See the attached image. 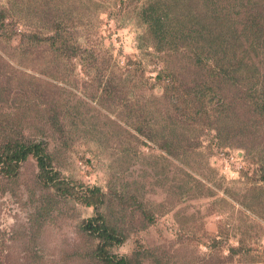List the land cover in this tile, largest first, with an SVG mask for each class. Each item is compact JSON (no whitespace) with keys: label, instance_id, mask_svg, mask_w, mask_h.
<instances>
[{"label":"rangeland","instance_id":"374dc122","mask_svg":"<svg viewBox=\"0 0 264 264\" xmlns=\"http://www.w3.org/2000/svg\"><path fill=\"white\" fill-rule=\"evenodd\" d=\"M173 2L0 0V264H264V119L193 118L205 42L143 14L240 30L264 0Z\"/></svg>","mask_w":264,"mask_h":264},{"label":"trees","instance_id":"16d2710c","mask_svg":"<svg viewBox=\"0 0 264 264\" xmlns=\"http://www.w3.org/2000/svg\"><path fill=\"white\" fill-rule=\"evenodd\" d=\"M173 1V4L176 5L177 0ZM208 2L209 0H205L204 2L206 7L208 6ZM248 6L250 12H248L246 17L247 20L245 22L247 24H245V26L243 24V27L240 30L235 26L236 22H238V20L240 21V19H233L232 24L226 29L218 31V27L214 25L218 24L221 18V14H219L217 7L211 10V14L214 16V21H217L216 23H212L211 21L208 23V19H205L206 13L203 14V16H201V14H185L184 10L187 7L182 9L183 12L181 11L178 13L174 10L172 12L171 9H169L168 12H159L157 6H148L143 13L146 14V19L147 16H149V19L158 30H161L166 18L170 17L172 25L171 31H173V28L175 27L179 31L186 33L184 35L185 37L190 35L187 32L191 26L194 25L195 27L192 28V30L195 29L196 32L194 39H196V41H201V39H203V42H205V44L199 46L201 53H199L196 58L198 60L197 63H199L201 67H206L210 77L207 79L209 82L207 80L203 81L204 86L201 88L206 90H201V94L196 97L195 101L199 107L196 108L192 114L195 115L193 118H202L203 115L208 116L209 121L206 122V124L210 126L212 125V120L214 118L218 120L229 118L232 122L234 119L240 121L241 118L246 117L248 119V124L244 126L245 129H248L253 126L255 121L250 122L253 119L247 115V112L254 115L255 120L259 119L261 121L264 119V74L260 71L259 67L255 66V64L250 65L251 61L246 59L249 50L258 52L264 48V18L263 15H260V9L257 5L249 4ZM170 14L171 16H168ZM209 15H207L208 18ZM210 23H212L217 30L212 28L209 29L211 26ZM207 26L209 27L208 29L206 28ZM208 30L218 32L214 36L209 37ZM167 31H169V29H167ZM248 31H251L253 36L249 34L248 37ZM164 33L161 35L162 37L165 36ZM180 37H182V35ZM232 37H235V40H233ZM212 58L214 60H212ZM213 78L219 83L235 80L238 84L240 81H244L239 96L240 100L238 99V101L234 100L232 102V100L223 93L221 87L216 88L210 83ZM206 97L211 100L209 101ZM186 99L189 100L188 97H186ZM247 116L250 117V121ZM219 123L224 124V122ZM236 126L238 128L236 131L237 133L239 132L238 134L243 132V128L241 129L243 125ZM218 128L220 131L219 134L221 135L222 128ZM138 130L143 132L142 128H138ZM18 152L19 156L26 157L30 153V149L21 146L17 153ZM91 226H93L92 223ZM96 229L100 232L99 234L103 236L106 244H109V241L115 238V235L111 233L110 229L104 222ZM104 259L106 262L112 264H129L125 258L116 259L109 255H105Z\"/></svg>","mask_w":264,"mask_h":264}]
</instances>
